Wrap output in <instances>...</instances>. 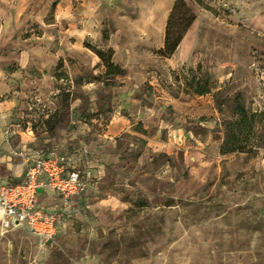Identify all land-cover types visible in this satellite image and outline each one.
Segmentation results:
<instances>
[{
	"label": "rangeland",
	"instance_id": "374dc122",
	"mask_svg": "<svg viewBox=\"0 0 264 264\" xmlns=\"http://www.w3.org/2000/svg\"><path fill=\"white\" fill-rule=\"evenodd\" d=\"M175 1L30 0L0 24V174L41 146L106 166L96 232L0 229V264H264V0H181L166 57Z\"/></svg>",
	"mask_w": 264,
	"mask_h": 264
},
{
	"label": "built area",
	"instance_id": "2783aa9c",
	"mask_svg": "<svg viewBox=\"0 0 264 264\" xmlns=\"http://www.w3.org/2000/svg\"><path fill=\"white\" fill-rule=\"evenodd\" d=\"M19 154L24 176L18 181L0 182V229L5 232L23 226L46 246L55 240L65 218L81 211L80 207L69 208V204L72 198L81 197L93 180L94 153L82 146L71 153L48 148L36 156ZM42 186L60 195L63 209L49 211L40 206L38 189Z\"/></svg>",
	"mask_w": 264,
	"mask_h": 264
},
{
	"label": "crops",
	"instance_id": "0c3cea01",
	"mask_svg": "<svg viewBox=\"0 0 264 264\" xmlns=\"http://www.w3.org/2000/svg\"><path fill=\"white\" fill-rule=\"evenodd\" d=\"M18 3L17 6V14L14 17L13 23H0L1 27L6 28L9 26H15L19 25L20 22L22 21V16L25 11L28 10L29 5H30V0H16V4ZM165 37V35H164ZM164 37L161 40V47L164 45ZM184 41L179 44L177 47L178 49L182 46ZM127 43V41H125ZM129 43V42H128ZM112 45V44H111ZM109 45V46H111ZM110 48V47H109ZM113 50V58L112 61L118 62L117 60V49H114L115 47L112 45L111 47ZM176 53V52H175ZM175 55V54H174ZM5 73H0V77L4 76ZM139 86H131L128 90L133 92L138 90ZM135 97V96H134ZM132 98L131 101V106H140V111L133 112V115L137 119L138 122H142L144 118H146V111L145 109L149 108L147 104L144 103V99H138V98ZM145 98H147L145 96ZM9 130H4L3 136L5 139H9L11 136ZM80 146V145H79ZM82 146H87L86 144H82L80 147L76 148H59L55 146H41L37 147L34 151L30 150H25L24 152L28 155L36 156L38 155V151L42 149H48V148H56L60 151L63 152H75L78 151ZM89 147V146H88ZM90 148V147H89ZM101 149H99L100 152ZM101 153V152H100ZM9 165V163L7 164ZM11 171L8 176H3L0 174V182H12V181H18L24 176V163H19L17 164H11ZM91 169L93 172V180L90 183V185L86 188L84 194L81 197H74L70 201L69 208L73 207H80L81 211L75 213L72 217H66L64 220L63 225L58 229L57 234L55 236V240L59 237L62 236H69V235H75V234H83V233H89L93 234L97 230L98 224L95 221V209L100 203L101 197H100V190L102 187V179L105 174L106 166L103 163V161L99 158H96L94 156L92 162H91ZM44 179V177H42ZM38 198H39V204L40 206H43L46 210L49 211H54V210H59L63 209V206L61 204V198L60 195L50 189L47 186H42L38 189ZM21 229L28 233L29 235L33 236L34 238L37 239L39 242V239L36 235L30 233L25 227L23 226H17L13 229ZM86 231V232H85Z\"/></svg>",
	"mask_w": 264,
	"mask_h": 264
},
{
	"label": "trees",
	"instance_id": "16d2710c",
	"mask_svg": "<svg viewBox=\"0 0 264 264\" xmlns=\"http://www.w3.org/2000/svg\"><path fill=\"white\" fill-rule=\"evenodd\" d=\"M181 0H176L175 1V4L173 6V9H172V12L168 18V21H167V24H166V27H165V37H164V45L163 47L159 50L160 53L163 55V56H170L172 55L177 47L179 46L181 40H182V37H183V33L184 31L187 29V27L191 24V21L193 19V16L190 14V9L187 7V8H184V11L182 12L181 14V18L182 20L185 19L187 17L188 19V23L186 24V26L184 28H182V30L178 33L176 32H172L171 31V26H172V22L173 20V15H174V12L176 11L177 9V6H178V3H180ZM112 51V49H111ZM96 53L103 59H105V55H104V51L103 50H96ZM106 64H107V68H110V67H115L117 70H120L121 68L115 64L113 61H112V58L111 57H108L106 60Z\"/></svg>",
	"mask_w": 264,
	"mask_h": 264
}]
</instances>
